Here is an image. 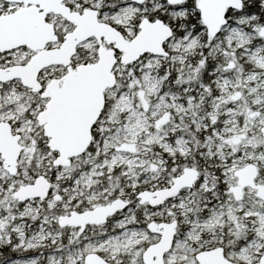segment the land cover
<instances>
[{
  "label": "snow or ice",
  "instance_id": "6c2138e0",
  "mask_svg": "<svg viewBox=\"0 0 264 264\" xmlns=\"http://www.w3.org/2000/svg\"><path fill=\"white\" fill-rule=\"evenodd\" d=\"M0 264H264V0H0Z\"/></svg>",
  "mask_w": 264,
  "mask_h": 264
}]
</instances>
